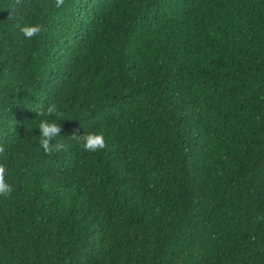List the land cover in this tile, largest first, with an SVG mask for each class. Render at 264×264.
Segmentation results:
<instances>
[{
	"label": "trees",
	"instance_id": "16d2710c",
	"mask_svg": "<svg viewBox=\"0 0 264 264\" xmlns=\"http://www.w3.org/2000/svg\"><path fill=\"white\" fill-rule=\"evenodd\" d=\"M0 145V264H264V0H0Z\"/></svg>",
	"mask_w": 264,
	"mask_h": 264
},
{
	"label": "clouds",
	"instance_id": "9594fccd",
	"mask_svg": "<svg viewBox=\"0 0 264 264\" xmlns=\"http://www.w3.org/2000/svg\"><path fill=\"white\" fill-rule=\"evenodd\" d=\"M21 0H16V4H19ZM65 0H55V6L60 8L64 5ZM11 14H14L15 8H11ZM21 32L25 39L31 40L33 37L38 36L45 29L40 24H26L21 27ZM38 116L45 117L41 119L38 125L39 130V144L45 154H52L53 152H60L64 150L65 145L63 141L53 143L55 137L59 136L60 125L57 123V119H48V117H56L60 115L57 112L55 104L48 105L46 110H40L36 112ZM74 139L78 138L81 142V147L86 152H97L98 150L106 147V142L103 133L89 132L80 136H73ZM5 147L0 145V155L5 153ZM7 169L4 163H0V196L9 197L13 191L11 185L8 183Z\"/></svg>",
	"mask_w": 264,
	"mask_h": 264
}]
</instances>
